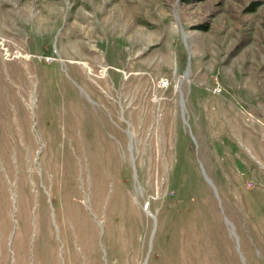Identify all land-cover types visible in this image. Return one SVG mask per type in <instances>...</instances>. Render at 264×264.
Returning a JSON list of instances; mask_svg holds the SVG:
<instances>
[{
  "label": "rangeland",
  "instance_id": "1",
  "mask_svg": "<svg viewBox=\"0 0 264 264\" xmlns=\"http://www.w3.org/2000/svg\"><path fill=\"white\" fill-rule=\"evenodd\" d=\"M0 12V264H264V0Z\"/></svg>",
  "mask_w": 264,
  "mask_h": 264
},
{
  "label": "crops",
  "instance_id": "2",
  "mask_svg": "<svg viewBox=\"0 0 264 264\" xmlns=\"http://www.w3.org/2000/svg\"><path fill=\"white\" fill-rule=\"evenodd\" d=\"M0 15H1V12H0ZM57 20V19H56ZM56 20L54 19V23L51 25V27H50V29H52V30H54V28L56 27L55 26V24H56ZM70 24V25H69ZM68 25H69V27L70 28H72V30L75 32V36H76V38L82 43V41H83V39L82 38H78L77 37V35H76V26L75 25H73L72 23H69ZM0 31H1V33H4L5 32V28H3V26H2V22H1V20H0ZM36 32L38 33V32H45V30H42L40 27L38 28V30H36ZM83 62H86L85 60H82L81 61V63H83Z\"/></svg>",
  "mask_w": 264,
  "mask_h": 264
},
{
  "label": "built area",
  "instance_id": "3",
  "mask_svg": "<svg viewBox=\"0 0 264 264\" xmlns=\"http://www.w3.org/2000/svg\"><path fill=\"white\" fill-rule=\"evenodd\" d=\"M3 41V39H0V45H1V48L3 49V43L5 44V40H4V42H2ZM4 51V50H3ZM15 52H18V54L20 55V56H14V54H15ZM4 54H5V52H4ZM24 53H22L21 52V49L20 50H15L14 51V53H13V56L12 57H24V56H21V55H23ZM25 54H27V53H25ZM28 55V57H31L32 55L31 54H27Z\"/></svg>",
  "mask_w": 264,
  "mask_h": 264
}]
</instances>
